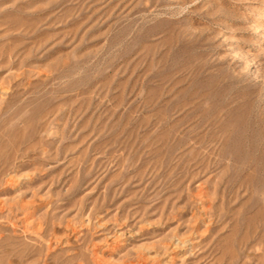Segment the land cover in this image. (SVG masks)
I'll return each mask as SVG.
<instances>
[{"label": "rangeland", "instance_id": "374dc122", "mask_svg": "<svg viewBox=\"0 0 264 264\" xmlns=\"http://www.w3.org/2000/svg\"><path fill=\"white\" fill-rule=\"evenodd\" d=\"M0 264H264V0H0Z\"/></svg>", "mask_w": 264, "mask_h": 264}]
</instances>
